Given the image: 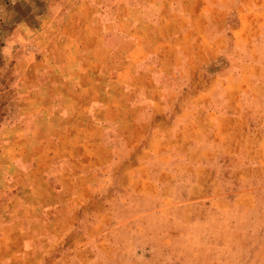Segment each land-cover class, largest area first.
Here are the masks:
<instances>
[{"label": "rangeland", "instance_id": "rangeland-1", "mask_svg": "<svg viewBox=\"0 0 264 264\" xmlns=\"http://www.w3.org/2000/svg\"><path fill=\"white\" fill-rule=\"evenodd\" d=\"M37 1L0 27V264H264V0Z\"/></svg>", "mask_w": 264, "mask_h": 264}, {"label": "crops", "instance_id": "crops-1", "mask_svg": "<svg viewBox=\"0 0 264 264\" xmlns=\"http://www.w3.org/2000/svg\"><path fill=\"white\" fill-rule=\"evenodd\" d=\"M37 0H27L25 4V11L28 12L27 14H25V19L26 16L28 17L29 14L36 9V4H37ZM4 6H5V0H0V27L5 26V15H4ZM22 25V23L20 24Z\"/></svg>", "mask_w": 264, "mask_h": 264}]
</instances>
